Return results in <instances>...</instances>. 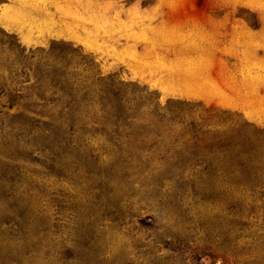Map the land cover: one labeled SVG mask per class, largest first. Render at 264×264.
<instances>
[{"label":"rangeland","instance_id":"obj_1","mask_svg":"<svg viewBox=\"0 0 264 264\" xmlns=\"http://www.w3.org/2000/svg\"><path fill=\"white\" fill-rule=\"evenodd\" d=\"M40 1L37 21L33 0H0L42 40L0 22V89L35 81H14L21 54L67 48L81 77L124 84L138 121L172 99L264 128V0ZM126 42L129 61L115 49ZM25 102L0 94V264H264V190L145 181L139 140L99 123L57 145L50 107L19 117Z\"/></svg>","mask_w":264,"mask_h":264},{"label":"trees","instance_id":"obj_2","mask_svg":"<svg viewBox=\"0 0 264 264\" xmlns=\"http://www.w3.org/2000/svg\"><path fill=\"white\" fill-rule=\"evenodd\" d=\"M74 52L51 47V61L21 54L22 68L13 70L14 81L19 85L28 83L29 73L35 81L25 92L1 88L8 108L32 99L33 102L22 104L18 113L22 117L25 110L43 113L50 107L49 118L56 122L48 132L57 145H69L75 135L83 136L99 123L100 131L107 134L106 126L111 125L110 132L116 138L140 141L141 147L136 148L143 153L137 152L135 158L143 169L149 170L145 181L264 190V128L240 121L237 114L226 110L172 99L164 106H155L148 121H138L135 113L140 105H131L124 84L112 76L106 79L99 72L91 81L81 77L68 57ZM95 82L100 83L98 92L92 88ZM95 95L99 112L94 108ZM4 188L2 184L1 189ZM10 194L14 198L17 195L14 189Z\"/></svg>","mask_w":264,"mask_h":264},{"label":"crops","instance_id":"obj_3","mask_svg":"<svg viewBox=\"0 0 264 264\" xmlns=\"http://www.w3.org/2000/svg\"><path fill=\"white\" fill-rule=\"evenodd\" d=\"M45 1V0H43ZM40 0H33V4L37 5V8L34 12H32L30 15H34L35 19L40 20V18H46L48 17V15L45 14V12L43 11V9H41L39 6L41 5ZM50 2V0H49ZM16 5L12 4V5H8V8L4 9V10H0V22L3 28H5L6 30L10 31V32H14V33H18L21 34V36H23L25 38V40L29 43H34V42H42V40H37L35 41V39L30 38V30L27 27H22L21 25H18L15 21L12 20V16L13 13L16 10ZM41 9V10H39ZM27 13V11H26ZM37 28V27H36ZM32 35H35V33H33ZM263 35V32L260 31L257 34H255L254 36L260 37ZM114 45V44H113ZM115 49L117 51V53L119 54L118 56H121L120 58H125V61H129L128 60V54L130 52L133 51L134 47L133 44L131 42H126V43H121V45H116ZM138 52V51H137ZM224 93L228 94V92H226V90H224Z\"/></svg>","mask_w":264,"mask_h":264}]
</instances>
